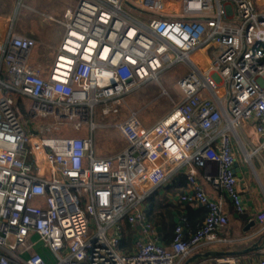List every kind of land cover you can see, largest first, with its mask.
I'll use <instances>...</instances> for the list:
<instances>
[{
    "label": "built area",
    "instance_id": "2783aa9c",
    "mask_svg": "<svg viewBox=\"0 0 264 264\" xmlns=\"http://www.w3.org/2000/svg\"><path fill=\"white\" fill-rule=\"evenodd\" d=\"M22 1L0 40V264H178L201 243L224 242L216 234L228 224L226 201L245 211L232 143L247 162L264 157V0H176L169 12L165 0H75L61 19L43 15L63 28L46 70L30 63L36 41L16 30ZM196 50L204 68L191 61ZM178 64L191 69L165 116L148 126L134 111L95 122L97 106L117 115L129 93ZM17 96L28 101L26 122ZM242 122L258 138L251 152L237 134ZM66 125L88 132L54 133ZM103 127L117 129L125 146L98 157L93 136ZM178 173L180 201L206 214L187 235L181 217L164 245L144 205ZM256 220L264 229V213ZM126 226L136 235L131 252L120 246Z\"/></svg>",
    "mask_w": 264,
    "mask_h": 264
},
{
    "label": "crops",
    "instance_id": "0c3cea01",
    "mask_svg": "<svg viewBox=\"0 0 264 264\" xmlns=\"http://www.w3.org/2000/svg\"><path fill=\"white\" fill-rule=\"evenodd\" d=\"M15 7L16 1L13 3L12 0H0V40L3 36L7 19L12 16ZM17 31L19 32V30ZM45 46L46 44L42 38L41 42L33 48L30 57V63L33 66L45 67V63L48 61V58L44 54ZM56 47L53 49L55 50ZM203 50L205 51L204 53H209L208 50ZM198 51L196 50L192 53V55H195V59L191 55V61L198 67H205L206 60L203 58L201 51L197 54ZM183 65L187 67V65ZM172 107L161 117L165 116ZM86 134L78 132L75 135L83 137ZM237 134L245 149L251 152L255 142L258 140L257 136L253 135L252 124L250 122H242L237 128ZM110 135L112 136L114 151L109 154L99 155L98 157L114 154L125 146V139L117 129L114 128L110 132ZM232 149L238 168V175L237 173L235 174L239 178L240 196L245 211L242 215H237L231 203L226 201L228 224L216 234L218 238L226 240L224 242L201 243L193 249L189 256L178 264H183L187 258L194 254H200V257L189 264H258L264 256V251H260V249H264V229H262V225L256 220L257 214L264 213V157L261 154H256L247 162L244 160L243 153L236 141H233ZM199 175L200 182L205 191L212 196H216L217 192L203 179L201 170H199ZM184 189L185 178L181 173H178L163 186L159 187L145 202L146 216L156 227L158 241L164 245L169 244L166 242V239L162 238L166 234V231H163L162 227L156 224L155 218H160L164 223L168 222L169 218H171L177 224L180 222V218L184 216L188 207L192 209L200 207V217L205 215V207L203 205L180 201L179 195L184 192ZM150 208H152V214L155 217H152V214L151 216L148 214ZM126 229L127 235L122 239L120 246L123 251L131 252L134 249L136 235L130 226H126ZM188 232L185 228L186 235ZM171 233L173 232L171 231ZM171 233H169V238H171ZM210 251L223 252V254L216 256L206 255Z\"/></svg>",
    "mask_w": 264,
    "mask_h": 264
},
{
    "label": "rangeland",
    "instance_id": "374dc122",
    "mask_svg": "<svg viewBox=\"0 0 264 264\" xmlns=\"http://www.w3.org/2000/svg\"><path fill=\"white\" fill-rule=\"evenodd\" d=\"M15 1L16 0H12L13 3H15ZM74 2L75 0H23L21 6L15 10V25L19 33L33 38L36 44L40 43L43 38L46 44L44 47V54L45 57L48 58V61L45 63V67H41L44 70L49 69L53 62L56 54L53 48L59 43L63 34V28L60 24L47 20L43 15L61 19L64 10L71 7ZM165 6H167L166 12H169L170 9L177 8V1L165 0ZM125 9L128 10L126 7ZM131 13L135 14L134 11ZM197 54H199V51ZM194 57L195 55L193 54L192 58L195 59ZM190 69L191 67L178 64L161 74L157 81L154 80L149 82L136 89L134 92L129 93L125 97V102L121 105L117 115L108 114L103 116L101 115L100 106H97L94 110L95 122L97 124H107L111 121L120 122L127 116L129 111H134L144 125L148 126L153 124L174 104L183 99L184 95L177 85V80L190 71ZM27 103L28 101L25 97L17 96V116L23 122L29 120ZM51 122H53L52 119H46L42 121V125L46 126L47 123ZM30 127H32V125H30ZM113 129L114 128L103 127L95 130L93 141L96 156L109 154L114 151V144L112 142V136L110 135ZM78 132L87 133V125H83L79 131H74L66 125L54 133L63 136L75 135ZM41 135L43 136L44 134ZM90 227L93 229L94 225L91 224ZM36 249L40 250L46 259H49L47 249L43 248L40 243L36 244Z\"/></svg>",
    "mask_w": 264,
    "mask_h": 264
},
{
    "label": "trees",
    "instance_id": "16d2710c",
    "mask_svg": "<svg viewBox=\"0 0 264 264\" xmlns=\"http://www.w3.org/2000/svg\"><path fill=\"white\" fill-rule=\"evenodd\" d=\"M183 180V178H182ZM153 213L152 208H150L148 210V214ZM204 214V213H203ZM205 214H206V210H205ZM205 217V215H203ZM203 216L200 217V207H197L196 209H192L191 207H188L186 212L184 213V217L186 219V223H185V227L189 232H193L195 231L196 227L198 224H200V222L203 220ZM152 217H155L152 214ZM155 222L157 225H160L162 227L163 231H166L164 234V236L162 238L166 239V242L169 243L171 238H172V233L173 229L176 225V223L174 222V219L169 218L168 222L164 223L160 218H155ZM169 233H171V238H169Z\"/></svg>",
    "mask_w": 264,
    "mask_h": 264
},
{
    "label": "water",
    "instance_id": "95a60500",
    "mask_svg": "<svg viewBox=\"0 0 264 264\" xmlns=\"http://www.w3.org/2000/svg\"><path fill=\"white\" fill-rule=\"evenodd\" d=\"M234 172L237 173L238 172V168H237V163L235 162L234 164ZM238 175V173H237ZM223 254V252H216V251H210L208 253H206V255H212V256H216V255H221ZM200 257V254H194L192 256H190L189 258H187L183 264H189L193 261H195L197 258Z\"/></svg>",
    "mask_w": 264,
    "mask_h": 264
},
{
    "label": "bare ground",
    "instance_id": "6f19581e",
    "mask_svg": "<svg viewBox=\"0 0 264 264\" xmlns=\"http://www.w3.org/2000/svg\"><path fill=\"white\" fill-rule=\"evenodd\" d=\"M65 61H67V60L65 59ZM65 61H64V62H65ZM65 63H68V62H65ZM61 64L66 65V64H64V63H61ZM62 69H65V68H62ZM61 71H62V70H61Z\"/></svg>",
    "mask_w": 264,
    "mask_h": 264
}]
</instances>
